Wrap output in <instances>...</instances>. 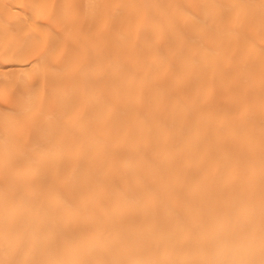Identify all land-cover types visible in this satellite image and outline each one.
<instances>
[{
  "label": "bare ground",
  "instance_id": "bare-ground-1",
  "mask_svg": "<svg viewBox=\"0 0 264 264\" xmlns=\"http://www.w3.org/2000/svg\"><path fill=\"white\" fill-rule=\"evenodd\" d=\"M0 264H264V0H0Z\"/></svg>",
  "mask_w": 264,
  "mask_h": 264
}]
</instances>
